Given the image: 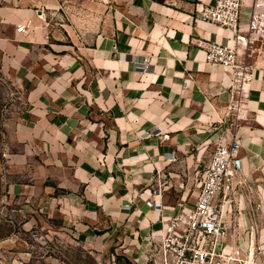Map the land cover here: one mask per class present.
<instances>
[{
	"label": "crops",
	"instance_id": "crops-1",
	"mask_svg": "<svg viewBox=\"0 0 264 264\" xmlns=\"http://www.w3.org/2000/svg\"><path fill=\"white\" fill-rule=\"evenodd\" d=\"M213 3L0 0L1 71L27 99L7 130L68 191L73 215L106 214L143 239L160 227L144 204L149 189L169 179L166 215L191 205L219 139L236 138L242 171L230 216L264 240V47L251 60L254 78L233 94L231 74L209 65L201 46L229 41L200 19Z\"/></svg>",
	"mask_w": 264,
	"mask_h": 264
},
{
	"label": "rangeland",
	"instance_id": "rangeland-1",
	"mask_svg": "<svg viewBox=\"0 0 264 264\" xmlns=\"http://www.w3.org/2000/svg\"><path fill=\"white\" fill-rule=\"evenodd\" d=\"M12 81L1 71L0 59V264H149V233L141 239L133 230L113 226L115 219L106 214L73 215L68 191L46 176L38 155L25 156L23 144L10 126L7 130L27 106L24 89ZM168 180L160 181L164 191ZM194 183L198 187L197 179ZM168 195L167 203H174ZM233 205L226 221L231 250L248 264H264V240L241 230L230 216Z\"/></svg>",
	"mask_w": 264,
	"mask_h": 264
},
{
	"label": "built area",
	"instance_id": "built-area-1",
	"mask_svg": "<svg viewBox=\"0 0 264 264\" xmlns=\"http://www.w3.org/2000/svg\"><path fill=\"white\" fill-rule=\"evenodd\" d=\"M250 8L244 18V0H214L199 11L201 20L230 33L227 43L205 41L201 46L209 65L231 74L233 94L234 90L239 94L254 78L251 60L264 47V0H253ZM30 27V22L20 24L16 31L27 33ZM240 153V140L221 137L198 180L195 202L189 206L185 200L177 203L170 215L165 214L160 182L149 189L144 204L160 214V227L149 233V264H248L231 250L226 223V211L242 171Z\"/></svg>",
	"mask_w": 264,
	"mask_h": 264
}]
</instances>
